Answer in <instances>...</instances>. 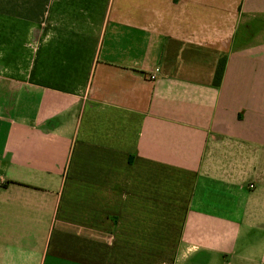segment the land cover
Returning a JSON list of instances; mask_svg holds the SVG:
<instances>
[{"label":"crops","instance_id":"crops-1","mask_svg":"<svg viewBox=\"0 0 264 264\" xmlns=\"http://www.w3.org/2000/svg\"><path fill=\"white\" fill-rule=\"evenodd\" d=\"M0 264H264V0H0Z\"/></svg>","mask_w":264,"mask_h":264},{"label":"trees","instance_id":"trees-1","mask_svg":"<svg viewBox=\"0 0 264 264\" xmlns=\"http://www.w3.org/2000/svg\"><path fill=\"white\" fill-rule=\"evenodd\" d=\"M224 66H225V59L224 58L219 59V62H218V65L215 71V75H214V80H213V84L215 86H218L221 81L223 71H224Z\"/></svg>","mask_w":264,"mask_h":264},{"label":"built area","instance_id":"built-area-1","mask_svg":"<svg viewBox=\"0 0 264 264\" xmlns=\"http://www.w3.org/2000/svg\"><path fill=\"white\" fill-rule=\"evenodd\" d=\"M158 71V69H155L152 73L149 74L148 79L153 81L155 79V73Z\"/></svg>","mask_w":264,"mask_h":264}]
</instances>
